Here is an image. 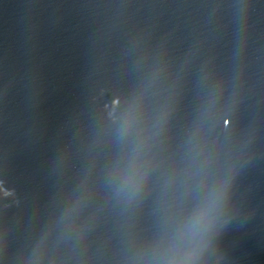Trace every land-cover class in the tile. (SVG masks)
<instances>
[{"label":"water","instance_id":"95a60500","mask_svg":"<svg viewBox=\"0 0 264 264\" xmlns=\"http://www.w3.org/2000/svg\"><path fill=\"white\" fill-rule=\"evenodd\" d=\"M0 264H264V0H0Z\"/></svg>","mask_w":264,"mask_h":264}]
</instances>
